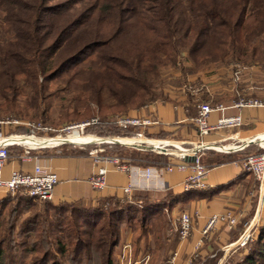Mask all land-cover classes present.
Listing matches in <instances>:
<instances>
[{"label":"trees","instance_id":"trees-1","mask_svg":"<svg viewBox=\"0 0 264 264\" xmlns=\"http://www.w3.org/2000/svg\"><path fill=\"white\" fill-rule=\"evenodd\" d=\"M128 35L135 39L115 52ZM182 51L196 66L264 64V0H0V116L24 118L23 110L32 109L47 118L59 91L67 93L66 110L78 117L84 107L88 116V103H79L87 90L105 120L158 96L164 70ZM92 53L99 62L84 61ZM83 73L88 78L77 75ZM216 156L201 162L228 159ZM136 191L131 199L101 197L95 204L0 200V264H117L130 231L135 253L150 250V264H169L178 234H167L168 212L197 191ZM256 233L229 264H264V224Z\"/></svg>","mask_w":264,"mask_h":264},{"label":"crops","instance_id":"crops-1","mask_svg":"<svg viewBox=\"0 0 264 264\" xmlns=\"http://www.w3.org/2000/svg\"><path fill=\"white\" fill-rule=\"evenodd\" d=\"M242 71L245 72L244 69L239 68V75L244 78ZM219 82L220 81L217 83L214 82L210 87L215 93H219L220 96V94L227 89H225V86L221 87ZM259 84L260 83L251 81L247 82L246 80H242L241 82V78L239 82H236L234 75L233 82L229 84L227 93L228 99L221 100L218 104H223L227 107L224 111L226 115L240 114L243 123L237 128L213 130L204 137L199 136L198 129L192 121L197 114L198 105L195 106L194 102L188 100L183 101L185 98L182 96L181 99L183 102H178L177 100L180 99V97H177L176 100L146 105V107L141 108L135 113L136 115L149 116L153 120L159 121V123L152 126L142 128L144 132L147 131L146 134L152 137L166 138L177 142L202 140L207 143L216 142L220 144L235 143L244 145L249 143L243 150L227 153L215 151L213 149H205L203 151L202 158L204 159L209 153L214 156L221 155L228 159L221 163H208L211 168L207 176L208 187L204 189H193L197 192L188 194L168 212L171 227L172 222H175L182 212L193 215V233L191 237L182 241L178 239L176 246L171 250V252L177 253L176 262L179 264H190V262L193 261L192 257L195 253L194 250L197 241L201 238L204 239L200 249L202 253H200V258L196 260L201 262L206 261L205 263L209 264L220 263L224 255L228 254L227 252L221 257L219 251L222 247L236 241L244 229L252 224L253 219L259 212L260 204L262 200H264V196L261 197L259 194L258 181L253 175L249 174L241 167L240 162L244 155L249 152L261 150L260 144H264V105L254 107L235 105L241 95H245L244 97L253 96L257 99H264V86L259 87ZM236 85H238L237 88H235ZM218 98H222V96ZM220 115V112H213L209 117L210 123L215 124ZM7 128L6 126L3 127L0 130V134H9L10 131ZM11 149L14 151L5 165V176H9L13 169L31 172L37 162L49 166L59 177V182L54 187L53 198L51 200L55 204L77 200L95 204L101 197H125L122 187L127 185L130 177L128 173L113 168L108 174L107 187L102 191H95L92 189L88 178L94 173L95 166L92 158L87 154L63 152L58 148L53 149L47 147L41 148L38 151L36 150V152L32 151L33 157L31 159H23L20 156L23 153L22 147H11ZM34 155L38 156V158ZM123 155L130 159L132 164L139 166L163 164L167 161L175 160L173 156L164 155L166 158L165 161L152 162L144 165L140 164L138 158H135L132 154L128 155L127 153ZM123 155L122 157H124ZM185 176L186 172L175 170L164 175L166 183L164 189H144L136 192H149L160 196H163L166 192L182 193L186 191L182 186ZM195 211L197 212L196 215H194ZM226 211H231L237 216V224L232 228L219 225V227L202 235L208 218L212 214ZM258 222L255 223L252 228H254ZM262 224H264V222ZM260 225L255 229L257 230ZM171 227L167 231L169 237L174 234L173 228ZM132 239V231L127 233L122 239L117 249V262L123 245L126 242H132ZM150 256L151 255L147 256L148 258H143L147 260L146 264H148Z\"/></svg>","mask_w":264,"mask_h":264},{"label":"built area","instance_id":"built-area-1","mask_svg":"<svg viewBox=\"0 0 264 264\" xmlns=\"http://www.w3.org/2000/svg\"><path fill=\"white\" fill-rule=\"evenodd\" d=\"M238 77L239 69H237L235 73V79ZM235 105L249 107L261 106L264 105V100L253 97H240ZM226 108L227 107L223 104L210 105L205 102L198 104L197 114L192 121L198 129L200 137L208 135L213 130L237 128L242 125V116L240 114L226 115L224 114ZM213 112H220L221 114L215 124H211L209 121V117ZM99 122L98 118H93L76 125L77 130H74L72 134L82 137L83 141L70 143H75L81 145L82 147L92 143L108 144V146H95L89 150V155L95 166V171L88 178V181L95 190H103L108 185V174L112 168L121 172H126L128 173L130 180L127 185L122 187V191L127 199H131L132 193L135 189H164L166 187L164 175L175 170L186 172L185 179L182 182L184 190L207 188V176L211 168L201 162L203 151L205 149H213L215 151L227 153L231 151L243 150L247 145H249V143L244 145L235 143H207L202 140L177 142L169 139H154L147 137L142 131H135L131 135L114 137H101L96 134L86 132V129H88L91 125L98 124ZM115 122L123 128H138L159 123V121L153 120L149 116L139 115L117 116ZM10 124L24 125L26 126L27 131L24 133H9L7 135L0 134V190L7 193L23 191L26 195L39 200H52L54 187L59 182V177L58 174L49 166L37 162L33 171L25 172L20 169H13L7 177L4 174V168L11 156V147H22L23 153L20 156L23 159H31L33 157L32 150L54 147L68 142L64 141L53 143V140L61 136H46L51 130H53L51 127L26 120L9 118L0 119V130ZM37 132L44 133L46 135L39 136L36 134ZM118 138L127 140V142L123 144L139 151H152L163 155L173 156L175 160H170L163 164L148 166L134 165L130 162V159L110 151L109 148H111L112 145L122 143L118 140ZM260 148L261 150L256 152L247 153L241 159L240 164L245 171L253 175L258 181L259 194L262 197L264 196L263 143L260 144ZM34 156L38 158V156ZM188 157H195V160H188ZM190 218L191 216L188 213L181 214L179 218V227L182 239L187 238L189 234L191 228ZM224 223L228 224L230 227L235 225L237 223V216L231 211L212 214L208 218L207 225L203 231L204 233H208L209 230H212L218 225ZM244 232L240 235L237 241L231 243L228 248L235 249L237 247H244L253 236L251 234L252 231H250L249 235L241 241ZM131 246L132 243L130 241L123 245L119 256L121 264H132L130 261ZM136 263L137 262H135V264Z\"/></svg>","mask_w":264,"mask_h":264},{"label":"rangeland","instance_id":"rangeland-1","mask_svg":"<svg viewBox=\"0 0 264 264\" xmlns=\"http://www.w3.org/2000/svg\"><path fill=\"white\" fill-rule=\"evenodd\" d=\"M134 39H135V37L132 35H130V36L128 35L126 37L124 36L112 48L114 49L115 52L119 51V50H121L120 47H124L125 45L130 44ZM93 57H95L97 62L100 61L97 54H94V53L86 56L84 61L86 62ZM191 68H192V70H190ZM239 68L245 70V72L242 71L243 72L242 75L244 76V78L240 77V75H239V77L235 79L236 82H239L240 78H241V82H242V80H246L247 82L251 81V82L260 83L259 87L264 86V64H263V62L258 61L255 64H250V63L244 64L243 62H240V61H230L227 64H221V65L210 63L207 65L196 66L195 63H193V61L187 55V52L182 51V53L178 56L176 63L167 67L164 70V72H163L164 74H163V78H162L164 81V84L160 88H158L159 95L156 96L155 98L147 101L146 105H151V104H154L155 102H158V101L167 102V101H171L174 99L176 100L177 97H180V99L177 100L178 102L182 101V99H181L182 97H184L186 99V100L184 99L183 101H187V100L190 101L191 97H193L194 100L192 102H194L195 106H197L199 103H203V102L209 103L210 105H216V104H218L219 101L218 102H214V101L216 99H218V97L222 96V101L228 99L227 93H228L229 84L233 82L234 75H235L237 69H239ZM86 73L77 74V75L79 77H82V75H84V77L88 78V74H86ZM87 78H86V80H87ZM218 81H220L219 83H220L221 87L225 86L226 87L225 89H227V90H224V92H222L220 94V96H219V93H215L214 90H212L210 87L214 82L217 83ZM86 83L89 84L87 81H86ZM237 86L238 85H236L235 88H237ZM236 90H238V89H236ZM89 94H90V92L85 90V92L82 95L80 102H79L81 104L84 102L88 103L89 106L87 109L90 111V114L88 116L84 112L85 111L84 107H82L80 109V113H78L79 114L78 117L73 115V109L66 110L63 107V103H65L64 99L67 96V93L59 91L58 95L54 99L52 98L49 101V103L53 104V107H52L51 111H49L47 118H42V117L36 116L34 110L30 109L27 111L23 110V113L25 114L24 118H19V117L13 116L12 113H7V114L3 113V115L0 116V119L9 118V119L26 120V121L34 122L36 124H42L45 126H49L53 130H51L48 133V135H46L44 133H40V132H37L36 134L39 136L46 135L49 137L61 136L62 138L67 139L70 137H74V138L79 137L77 135L72 134L74 130H77L76 125L83 123L84 121H88L90 119H93V118H98L100 122L98 124L91 125L88 129H86L87 133L96 134L97 136H101V137H106V136L114 137V136L131 135L135 131H142L147 137H151L154 139H166V138L152 137V136L146 134L147 131L144 132V130H142V128H145L148 126L138 127V128H135V127L123 128V127H120L118 124H116L115 119L117 116L136 115L135 113H137L141 108L146 107V105H142V106L136 107V108L135 107L130 108L126 111L125 110L117 111L116 113L113 114V116H108L104 120L101 118L102 116L99 113V110H98L96 103L94 101H91ZM244 96L245 95H241L240 97H244ZM250 97H253V96H250ZM253 98H255V97H253ZM20 99H22V98L20 97ZM258 99H260V98H258ZM261 100H264V99H261ZM66 113H68L69 115L67 116ZM150 126H152V125H150ZM6 127H8L7 129H9V131H10L9 133H24L27 131V128L24 125L21 126V125L10 124L9 126H6ZM77 140L78 139H75L73 141H77ZM169 140H171V139H169ZM173 141H175V140H173ZM100 145L101 146H108V144H106V143H104V144L92 143V144L86 145L85 147H82L81 145L68 142V143H64V144L54 146L55 148L54 147H50V148H53V149L58 148V149H61L63 152L87 154L88 156H90L89 150L95 146H100ZM109 149L113 153L117 152V154L118 153H119V155L121 154V156L123 154H127V153H128V155H130L134 151L141 152L143 154L151 152V151H139V150H136L132 147H129L128 145H125L123 143H117L115 145H112V147ZM13 151L11 149L10 154H12ZM32 151L36 152V150H32ZM253 152H256V151H253ZM152 153H154V152H152ZM249 153H252V152H249ZM157 154L155 153V155H157ZM123 156L125 157V155H123ZM215 157H217V156L211 155L209 153L207 156V159L208 160L210 158L214 159ZM149 161H150V159H147V158H142V159L138 158V162L140 164H142L143 162L152 163ZM163 161H165V160H159V162H163ZM155 162H158V161H155ZM202 163L206 166H209L208 163H210V162L209 161H204V162L202 161ZM92 189L95 190L93 187H92ZM138 190H144V189H138ZM95 191H102V190H95ZM12 196L30 197V196L26 195L23 191H17L15 193H7V192L0 190V200L5 199V198H9ZM263 206H264V200H262V202L260 204L259 212L256 215V217L253 219L254 221H253L251 227L247 228L248 234L250 233V231H252L251 234L253 236L255 234V238H256V234H257L256 233L257 230L255 228L264 222ZM183 213H187V212H182L181 214H183ZM181 214L175 220V222L174 221L172 222L171 228H173L174 234L175 233L178 234V239L182 241V240L189 239L193 233V215L188 213L191 216V218H190L191 228H190V231H189L187 238L182 239L181 234H180V227H179V223H180L179 218H180ZM196 214H197V212L195 211L194 215H196ZM257 222H258V224H256L254 226V228H252L253 225ZM206 225H207V223H206ZM222 225L225 227L226 226L230 227L228 224H225V223L220 224V226H222ZM235 225H233V226H235ZM233 226H231L230 228H232ZM217 227H219V225ZM217 227H215V228H217ZM250 229H252V230H250ZM210 231L211 230H209L208 232H210ZM203 234L205 235L207 233H204V231H202V235ZM203 240L204 239L201 238L200 240L197 241V245H196L195 250H194L195 253L192 257L193 261H191L190 264H209V263H205L206 261L205 262L204 261H202V262L197 261L200 258V253H202L200 249H201V246L203 244L202 243ZM234 242L235 241H233L231 243H234ZM231 243H228L227 245L223 246L222 249L219 251L221 254V257L227 252H228V254H225L224 257L222 258L223 260L220 263L218 262L216 264H229V259L233 255L238 256V257H242V255L244 254V250H243L244 248L243 247H237L235 249H230L228 247L230 246ZM119 254H121V250H120ZM149 255L152 256V254L150 253V250H148V251L146 250V251L142 252L141 254L135 253L133 251V245L131 246L130 261L132 264H135V262H137L136 264H138V263L139 264H146L147 260L143 259V258H146ZM176 258H177V253L176 252L174 253L173 251L171 252V250H170L169 258H168L169 264H179L176 262ZM117 264H121L120 259L118 260ZM125 264H128V263H125ZM148 264H150V258L148 259Z\"/></svg>","mask_w":264,"mask_h":264},{"label":"bare ground","instance_id":"bare-ground-1","mask_svg":"<svg viewBox=\"0 0 264 264\" xmlns=\"http://www.w3.org/2000/svg\"><path fill=\"white\" fill-rule=\"evenodd\" d=\"M92 138V137H91ZM75 139H78L77 141H73V140H75ZM83 138L82 137H70V138H67V139H65V138H62V137H58V138H56L55 140H53L52 142L53 143H59V142H64V141H66V142H81V141H83L82 140ZM92 139H94V138H92ZM118 140L120 141V142H122V143H125V142H127V140H124V139H122V138H118ZM254 221V220H253ZM253 223V222H252ZM251 225L252 224H250V226H248V228L249 227H251ZM249 234H248V229L247 230H245V232H244V234H243V237H242V239H241V241H243L247 236H248Z\"/></svg>","mask_w":264,"mask_h":264},{"label":"water","instance_id":"water-1","mask_svg":"<svg viewBox=\"0 0 264 264\" xmlns=\"http://www.w3.org/2000/svg\"><path fill=\"white\" fill-rule=\"evenodd\" d=\"M188 160H195V157H188Z\"/></svg>","mask_w":264,"mask_h":264}]
</instances>
